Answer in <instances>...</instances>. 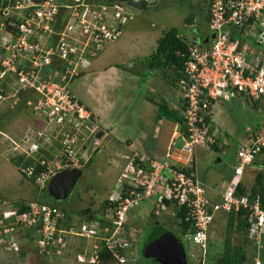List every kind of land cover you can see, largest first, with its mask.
<instances>
[{
    "label": "built area",
    "instance_id": "obj_1",
    "mask_svg": "<svg viewBox=\"0 0 264 264\" xmlns=\"http://www.w3.org/2000/svg\"><path fill=\"white\" fill-rule=\"evenodd\" d=\"M125 4L129 5L128 0L0 3V104L11 100L16 105L21 92H31L33 96L26 99L25 106L39 123L22 142H15L9 159L21 156L23 163L32 159L33 163L22 165V170L26 176L35 177L40 189L47 187L59 171L81 168V159L88 160L100 150L101 129L95 115L69 89V83L121 36L131 19ZM205 4L209 19L204 36L210 38L205 42L191 39L184 75L177 82L185 131L176 122L181 147L175 149L172 143L165 159L138 152L126 156L118 178L119 191L110 197L115 204L109 224L91 221L62 227L65 214L60 207L32 201L27 203L28 209L11 206L3 211L2 238L17 227L36 228L39 250L50 253L66 246L67 235L93 237L97 243L89 255L78 254V264L100 263L101 245L118 264H130L133 259L128 251L136 242L127 234L128 211L157 196L161 209L169 207L166 201L185 208V220L194 230L183 239L203 252L202 259L216 214L243 211L248 221L247 236L256 250L252 264H264L262 195L251 190L237 193L241 179L214 199L197 174L185 170L195 164L197 147L216 143L213 107L217 100L244 96L264 102V62L260 55L248 52L255 44L264 45V0H206ZM45 146L55 149L52 157L43 155ZM263 156L264 130L252 132L236 148L234 173L241 178L248 170L255 171L260 165L255 161ZM37 163L44 166L39 173Z\"/></svg>",
    "mask_w": 264,
    "mask_h": 264
},
{
    "label": "rangeland",
    "instance_id": "obj_2",
    "mask_svg": "<svg viewBox=\"0 0 264 264\" xmlns=\"http://www.w3.org/2000/svg\"><path fill=\"white\" fill-rule=\"evenodd\" d=\"M148 1L150 4L144 9L124 5L131 19L124 25L118 40L108 44L90 67L91 70H104L106 66L113 64L114 71L117 69L119 71L118 79L121 81L114 79L107 89L91 90L90 86L97 87V85L90 79L92 71L88 70L89 72L84 71L83 75H79V78L76 77L69 83V89L89 109L96 102L100 104L104 118L102 117L103 121L99 123L97 121V124L100 128L111 127L110 135L114 137L137 136V133L141 132L147 119L137 115L139 114L137 111L147 108L144 103L150 102L151 105H156L155 102L162 103V100L167 99L180 102L181 92L177 81L173 83L172 79H169V82L160 73H153L140 58L151 55L156 49L158 39L171 27L184 29V34L189 39H201L207 29L206 0H158L155 4H152L154 0ZM188 17L192 19L190 22L186 21ZM248 52L260 55L264 62V45L255 44ZM123 72L125 78L130 76L131 79H123L124 76L121 74ZM99 95L100 98L113 97V104L104 103ZM121 100L122 105L118 106ZM14 104L11 100L0 104V132H2L0 133V231L5 228L1 223L4 210L32 201L44 202L47 193L49 194L48 186L40 189L37 183L23 175L20 165H15L12 159H9V152L11 153L15 142L17 144L22 142L33 126L39 124L25 105L17 107V104ZM165 116L163 114L162 118ZM213 120V129L216 130L214 145L224 147L222 149H215L213 145L198 147L196 156L199 178L207 186L216 184L221 191L228 190L241 179L251 184L255 181L257 172L264 169V165L260 164L255 171L248 170L244 173L245 178L243 179L244 176L240 178L233 170L235 147L242 144L252 132L264 128V102L254 105L244 96L217 100L213 107ZM105 136L102 138L99 152L92 154L93 162L89 166L87 163L81 166L83 173L70 199L56 200L58 207L71 213V221L76 225L81 222L90 223L93 220H89V215L100 217L103 211L107 220L113 215L110 197L119 191L118 178L127 159L120 153L113 156L114 150L119 152L121 147L116 146L111 138L106 139ZM54 150L53 147L45 146L42 152L45 156H51ZM113 158L117 163L109 164ZM53 199L49 198L47 201L52 203ZM85 209L89 210L80 213ZM127 218V234L136 242V246L128 251L133 255H138L147 240L155 238L164 230L176 232L178 235L181 233L174 205L161 209L157 196L130 209ZM64 222L63 220L60 224L62 227H67ZM227 223V214L220 212L216 215L209 227L208 248L204 259L200 249L195 246L191 248L189 241L183 240L192 264H220L225 248ZM28 230L17 227L7 238H2L1 235H5L0 232V264H78V254L89 255L93 245L98 241L93 237L67 235V244L64 248L43 253L34 238L37 230L32 229V238L27 233ZM232 241L234 244L244 245L249 257L244 264H252V254L256 251L253 243L237 229L232 233ZM12 244H15V247ZM98 264L118 263L115 259H110Z\"/></svg>",
    "mask_w": 264,
    "mask_h": 264
},
{
    "label": "trees",
    "instance_id": "obj_3",
    "mask_svg": "<svg viewBox=\"0 0 264 264\" xmlns=\"http://www.w3.org/2000/svg\"><path fill=\"white\" fill-rule=\"evenodd\" d=\"M96 1L106 2L107 0H96ZM1 2H3L4 4H7L8 0H4V1L0 0V3ZM207 19H209V15H207ZM191 20L192 19L190 17H188L186 19L187 22H190ZM206 33H207V30L205 31V34ZM192 46L193 45L191 43V39L184 36V29H180L178 27H171V28L164 31L163 35L157 41V46H156L155 51L151 55H149L145 58V60L143 61V64L147 68H150V70H152L153 73H156V74L160 73L161 75H163L165 78L168 79L169 82H170L169 79H172L171 82H173V83L175 81L178 82V80L181 77H183V75H184V72H183L184 64L189 58L190 49ZM51 68H53V67H51ZM6 91H7V89H6ZM29 96H33V94H31V92H21L20 93V100L17 104V107L25 105V101ZM247 100L252 102L254 105H258V103H261V101H251L249 99H247ZM163 109L165 110V113L167 114V116L170 119H172L173 121L179 122L181 126L183 125V120L181 117V111L173 112L172 110H169L168 108H166V106H163ZM181 130H182V132H185L183 126L181 127ZM260 130H264V128H260L256 131H254L253 133H256ZM101 138H103V137H101ZM101 141H102V139H101ZM101 145H102V142H101ZM36 156H41V154L36 153ZM47 157H52V155L47 156ZM12 162L17 166L20 165V169H21V172L23 173V175L26 178L31 179L33 182L36 183L35 177L26 176V174L22 170V165L26 166V165L33 163L32 159H28L27 161H25L23 163V157L17 156V157H14L12 159ZM92 162H93V156H91L88 160L81 159L80 160V164H81L80 166L84 165L85 163H87V165L89 166ZM255 163L264 165V156L261 160L258 158L255 161ZM43 168H44V166L42 164L37 163L36 173H39L38 171L42 170ZM185 170H187L188 173L192 172V170L189 167ZM248 185L249 184H247V182L245 183V181H240L238 183V186H237V193H242L245 190L246 191L251 190L255 194L260 193L262 195V198L264 199V169H261L257 172L255 181L253 183H251V187H249ZM45 188H43V189H45ZM49 198L53 199L52 196L47 193V197L45 198L46 201H44L42 203H47V204H50L53 206H57L56 205L57 201L53 199L54 202L50 203L49 201H47ZM166 202L169 206L171 205L169 201H166ZM110 203H112V206L115 204V203H113V201H111ZM19 207H21L22 209H28L27 203H23ZM174 207H175V215L179 219V223L181 226L180 235H178L176 232H175V234L183 242V240H184L183 236L190 229L194 230V228L191 227L190 223L185 220V211H186L185 208L177 207L176 205H174ZM62 210L64 211V214H65V216L63 218V220L65 221L64 224L67 226H70L73 223L71 221L72 220L71 213L68 211L66 212L64 209H62ZM88 210L89 209H85L84 211H80V213H83V212L88 211ZM218 213H220V212H218ZM221 213H223V212H221ZM243 214H244L243 211L238 212V213L232 212V213L227 214L228 215L227 235H226V239H225V248H224V251L222 253V257L219 261L220 264H244L245 261H247V259L249 258L244 245L234 244L232 241V233L234 232L235 229L242 232L246 236V238L249 240V238L247 236V230H246V227H247L246 225H247L248 221H247L245 215H243ZM104 215H105V211L102 212V215L100 217L92 214V215H89V220L99 221L102 225L109 224L110 222H108V220L104 217ZM32 229H36V228H29V230L27 232L29 234V236H31V238L33 236ZM153 239L154 238L149 239L145 242L143 249L141 250V252L138 253V255L137 254L133 255L132 253L129 254L130 258L133 259L130 264H159L154 258H147L145 256V249H146L147 245ZM23 254H25V253L23 252ZM99 256H100V262H102V263L106 262L110 259H113L112 254L103 245H101V247H100ZM137 256L139 257V259ZM262 258L264 260V253H262ZM188 264H192L189 261V258H188Z\"/></svg>",
    "mask_w": 264,
    "mask_h": 264
},
{
    "label": "crops",
    "instance_id": "obj_4",
    "mask_svg": "<svg viewBox=\"0 0 264 264\" xmlns=\"http://www.w3.org/2000/svg\"><path fill=\"white\" fill-rule=\"evenodd\" d=\"M145 58L146 57H143L140 59L145 60ZM93 62H94V59L91 60L90 64L83 70V72L84 71H87V72L92 71V73H91L92 77H90V79L95 81V85H97V87L90 86L91 90H95V88H98L99 91L101 89L103 90V88L107 89V87L109 85H111V83L114 79H117V81H121V79H118L119 76H118L117 72H119V71H117L118 69L114 71V66H112L113 64L106 66L104 68V70H91L90 67L92 66ZM83 72L81 73V75L84 74ZM121 74H122V76H124L123 79H129L130 78V76L125 78L124 72ZM138 74L140 77V72ZM86 75H88V74H86ZM130 94H131V92H130ZM99 98H100V95H99ZM100 99L104 100L103 101L104 103L109 102V103L113 104L112 101L114 98L113 97L110 98L108 96H106V97L103 96ZM179 100H180V102L177 101L178 103H176L174 101H170L169 99L162 100V103L155 102L156 105H153V104L151 105L150 102L144 103L145 105H147V108L146 109L141 108V111L138 110L137 113H139V114H137V115H140V117H145L147 119V122H146V125H144L142 127L141 132L137 133V136L127 135L124 137L121 136V138L119 136L114 137L112 134L110 135V130L112 131L111 127L108 129L107 128L106 129L100 128L101 131H103V136H105V134H107V132H108V135H106L107 137L105 136L106 139L111 138L116 146L120 145V147H121V150L119 152L114 150L113 156L117 155L119 153H120V155L127 156V155H131L135 152H138V153L144 154L150 158L165 159L166 152L168 151V149L172 143L174 144L173 148L179 149L181 147V145L183 144V140H182V137H181L177 127H175L176 121H173L172 119H170L167 116V114L165 113V110L163 109V106H166V108H168L169 110H172L173 112L181 111V109L183 107V105H182L183 100L181 99V97ZM145 101L147 102V100H145ZM149 101H151V100L149 99ZM119 105H122V100L120 103L118 102V106ZM101 108H100V104H98L97 102L94 103L92 107H90V109L94 113L95 118L98 121V123L103 121V118H104V116H102V112L104 113V111ZM136 108H138V106ZM163 114L166 115L164 118H162ZM223 147H224L223 145H221V146L220 145H214L213 146V148H215V149H222ZM199 148H204V147H199ZM236 148H237V146L235 147V150H236ZM198 150L199 149L197 147V149L195 151V157H196L195 164H193V166H189V168L193 172H195L199 178L198 169H197V156H196ZM235 153H236V151H235ZM110 159H111V157H110ZM112 160L113 161L109 164H112L113 162H115V164L117 163L115 158H113ZM244 178H245V176L243 177V179ZM199 180L202 181L200 178H199ZM205 187H206L208 193L210 192L212 194V197H214V199L217 198L219 192L221 191V190H219V188L217 187L216 184H214L212 186L205 185Z\"/></svg>",
    "mask_w": 264,
    "mask_h": 264
},
{
    "label": "water",
    "instance_id": "obj_5",
    "mask_svg": "<svg viewBox=\"0 0 264 264\" xmlns=\"http://www.w3.org/2000/svg\"><path fill=\"white\" fill-rule=\"evenodd\" d=\"M40 3L43 0H32ZM154 0L152 4L157 3ZM130 6L144 9L150 3L148 0H128ZM214 36V35H212ZM210 35L201 38L207 41ZM103 136V131L98 133V137ZM220 160V159H219ZM80 167L66 168L56 173L49 182V194L57 201H68L82 176ZM145 256L154 258L159 264H188V256L183 242L180 238L170 230H164L160 235L156 236L146 247Z\"/></svg>",
    "mask_w": 264,
    "mask_h": 264
},
{
    "label": "bare ground",
    "instance_id": "obj_6",
    "mask_svg": "<svg viewBox=\"0 0 264 264\" xmlns=\"http://www.w3.org/2000/svg\"><path fill=\"white\" fill-rule=\"evenodd\" d=\"M209 195H211L212 196V194L209 192Z\"/></svg>",
    "mask_w": 264,
    "mask_h": 264
},
{
    "label": "clouds",
    "instance_id": "obj_7",
    "mask_svg": "<svg viewBox=\"0 0 264 264\" xmlns=\"http://www.w3.org/2000/svg\"><path fill=\"white\" fill-rule=\"evenodd\" d=\"M103 137V136H102ZM101 138V137H100Z\"/></svg>",
    "mask_w": 264,
    "mask_h": 264
}]
</instances>
